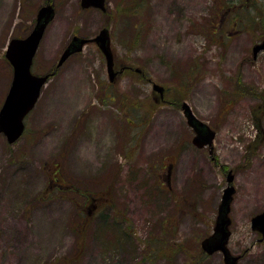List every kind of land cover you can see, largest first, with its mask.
<instances>
[{
  "label": "rangeland",
  "instance_id": "rangeland-1",
  "mask_svg": "<svg viewBox=\"0 0 264 264\" xmlns=\"http://www.w3.org/2000/svg\"><path fill=\"white\" fill-rule=\"evenodd\" d=\"M47 2L54 17L31 70L53 74L22 136L9 144L0 134V264H223L200 243L229 171L228 248L238 264H264L251 228L264 209V49L252 53L264 41V0H105L104 11L0 0V107L8 44ZM102 28L114 70H131L110 82L94 42L56 68L73 35ZM183 102L215 132L211 149L192 144Z\"/></svg>",
  "mask_w": 264,
  "mask_h": 264
},
{
  "label": "water",
  "instance_id": "water-1",
  "mask_svg": "<svg viewBox=\"0 0 264 264\" xmlns=\"http://www.w3.org/2000/svg\"><path fill=\"white\" fill-rule=\"evenodd\" d=\"M104 3L105 0H81V7H93L104 11ZM53 17L54 8L51 4L47 3L41 6L37 11L35 23L30 33L23 39H12L5 52V58L12 67V79L0 107V134L4 135L9 144L14 143L23 134L25 128L24 119L34 108L41 89L44 87L49 76L53 74L35 75L31 71L39 43L47 25ZM89 42H94L104 56L108 79L112 82L117 73L122 72V69L120 71L114 70V56L107 28H102L93 38L73 36L60 55L56 68L62 65L70 55L80 52L83 46ZM262 49H264V41L254 45L252 47L253 57ZM135 71L139 72L138 69ZM152 88L158 92L161 98L163 97L164 88L162 86L153 83ZM181 109L187 124L194 132L192 144L199 149L204 147L211 149L215 132L192 113L188 104L183 102ZM232 181L233 174L229 171L226 177L227 186L223 189L212 232L209 236L203 238L200 243L202 251L207 255H212L216 252L221 253L223 264H238L241 257L233 255L228 248L231 235V218L229 214L234 193ZM251 228L261 235V240H264V210L251 218Z\"/></svg>",
  "mask_w": 264,
  "mask_h": 264
},
{
  "label": "trees",
  "instance_id": "trees-1",
  "mask_svg": "<svg viewBox=\"0 0 264 264\" xmlns=\"http://www.w3.org/2000/svg\"><path fill=\"white\" fill-rule=\"evenodd\" d=\"M128 70H131V67H129V69ZM50 73V72H49ZM139 75H143V72L140 70L139 72H137ZM261 97V96H260ZM130 106V105H129ZM72 190V189H71ZM83 196L85 197V202L84 203H86V201H88V203L90 204V200L92 201V198H91V196L92 195H87V194H83ZM96 200V198H94V201ZM85 206V205H84ZM82 207L81 208V212H80V214H81V217H82V219H81V222H82V225H85V222L84 221H86L85 220V218L87 217V214H86V211H87V209H85L88 205H86L85 207ZM84 208V209H83ZM84 223V224H83ZM81 224V223H80Z\"/></svg>",
  "mask_w": 264,
  "mask_h": 264
},
{
  "label": "flooded vegetation",
  "instance_id": "flooded-vegetation-1",
  "mask_svg": "<svg viewBox=\"0 0 264 264\" xmlns=\"http://www.w3.org/2000/svg\"><path fill=\"white\" fill-rule=\"evenodd\" d=\"M242 5H243V4H240L241 8H242ZM222 22H223V20H222ZM67 45H68V44H67ZM65 48H66V47H65ZM121 69H122V72H123L124 70H128L129 67L126 66V67H122ZM119 71H120V70H119ZM120 73H121V72H118L117 75L120 74ZM117 75H116V76H117ZM164 91H165V89H164ZM162 99H163V97L161 98V100H162ZM233 179H234V175H233ZM233 187H234V186H233ZM234 193H235V189H234ZM263 210H264V209H263ZM263 210H262V211H263ZM262 211H261V212H262ZM259 213H260V212H259ZM257 214H258V213H257ZM255 215H256V214H255ZM255 215H254V216H255ZM256 233H257L258 236H260V238H258V241L261 242V241H262V240H261V235H260L257 231H256ZM239 256H240V255H239Z\"/></svg>",
  "mask_w": 264,
  "mask_h": 264
}]
</instances>
